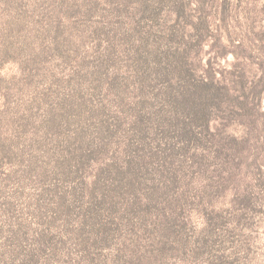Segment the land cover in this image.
<instances>
[{
	"label": "rangeland",
	"instance_id": "obj_1",
	"mask_svg": "<svg viewBox=\"0 0 264 264\" xmlns=\"http://www.w3.org/2000/svg\"><path fill=\"white\" fill-rule=\"evenodd\" d=\"M0 264H264V0H0Z\"/></svg>",
	"mask_w": 264,
	"mask_h": 264
},
{
	"label": "trees",
	"instance_id": "obj_2",
	"mask_svg": "<svg viewBox=\"0 0 264 264\" xmlns=\"http://www.w3.org/2000/svg\"><path fill=\"white\" fill-rule=\"evenodd\" d=\"M262 153V152H261Z\"/></svg>",
	"mask_w": 264,
	"mask_h": 264
}]
</instances>
